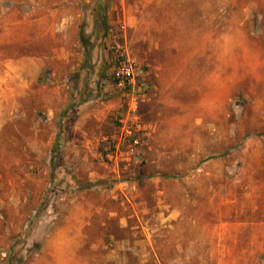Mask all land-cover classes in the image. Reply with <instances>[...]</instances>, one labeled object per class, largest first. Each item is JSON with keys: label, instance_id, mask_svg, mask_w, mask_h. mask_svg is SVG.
I'll return each mask as SVG.
<instances>
[{"label": "rangeland", "instance_id": "374dc122", "mask_svg": "<svg viewBox=\"0 0 264 264\" xmlns=\"http://www.w3.org/2000/svg\"><path fill=\"white\" fill-rule=\"evenodd\" d=\"M207 2L214 103L149 89L126 139V14ZM0 264H264V0H0Z\"/></svg>", "mask_w": 264, "mask_h": 264}, {"label": "crops", "instance_id": "0c3cea01", "mask_svg": "<svg viewBox=\"0 0 264 264\" xmlns=\"http://www.w3.org/2000/svg\"><path fill=\"white\" fill-rule=\"evenodd\" d=\"M200 7L191 20H164L155 16L157 10L126 14L124 23L130 33L124 36L125 46L149 83L148 103L182 110L185 96H201L207 104L214 103L216 55L231 53V28L217 21L213 4ZM109 87L117 94L113 85ZM110 111L103 112L104 117Z\"/></svg>", "mask_w": 264, "mask_h": 264}, {"label": "built area", "instance_id": "2783aa9c", "mask_svg": "<svg viewBox=\"0 0 264 264\" xmlns=\"http://www.w3.org/2000/svg\"><path fill=\"white\" fill-rule=\"evenodd\" d=\"M112 78L115 89L130 100L127 118L121 120V123L123 136L126 139H133L141 131V123L138 119L139 100L149 91V83L140 65L127 54L117 57ZM133 143L137 144L138 141L135 139Z\"/></svg>", "mask_w": 264, "mask_h": 264}, {"label": "trees", "instance_id": "16d2710c", "mask_svg": "<svg viewBox=\"0 0 264 264\" xmlns=\"http://www.w3.org/2000/svg\"><path fill=\"white\" fill-rule=\"evenodd\" d=\"M81 39L83 41L84 46L86 47L87 46V41L84 39V35L83 34H81Z\"/></svg>", "mask_w": 264, "mask_h": 264}]
</instances>
